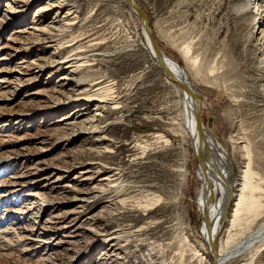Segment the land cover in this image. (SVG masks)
I'll return each mask as SVG.
<instances>
[{"label":"rangeland","instance_id":"rangeland-1","mask_svg":"<svg viewBox=\"0 0 264 264\" xmlns=\"http://www.w3.org/2000/svg\"><path fill=\"white\" fill-rule=\"evenodd\" d=\"M133 1L245 197L224 251L264 225V0ZM0 82V264H213L181 90L124 0H0ZM227 264H264V241Z\"/></svg>","mask_w":264,"mask_h":264},{"label":"bare ground","instance_id":"bare-ground-1","mask_svg":"<svg viewBox=\"0 0 264 264\" xmlns=\"http://www.w3.org/2000/svg\"><path fill=\"white\" fill-rule=\"evenodd\" d=\"M125 3L130 7V10L135 13L136 17L141 23L146 49L149 55L157 63L161 71L171 79V81L180 88L182 94V115L181 121L184 127V133L191 140V146L193 152L198 160L199 170L197 172V180L201 184V190L197 198V204L200 208V212L203 217L202 233L204 234L205 241L208 247V253L212 259L213 264H227L237 257L248 252L257 243L264 241V225L257 228L256 230L250 232L247 237L231 245L228 249L222 251L218 248V238L221 233L224 223L228 220V210L232 205V202L237 209L234 213V218L232 224H234L235 214L238 212L241 204L244 202V195L239 198L234 194L237 186L240 184L233 183L234 176L231 168L230 157L227 154L223 145L210 133L206 126L201 123L200 119V96L196 92L194 85L187 79L184 71L178 66V64L168 58L159 48L155 41L154 35L149 28L143 12L138 8L133 0H124ZM260 0H243L236 8L237 13L243 12L246 16L248 10L254 6L258 9L261 5ZM251 18V17H250ZM143 21L146 27L142 25ZM252 19L251 21H255ZM68 63V61L66 62ZM69 65V64H67ZM67 68H72L71 65ZM61 80H67V78L62 77ZM188 83L191 89L181 87V82ZM4 83V82H0ZM104 87H96L92 93L97 98H94L97 102V107L101 105L104 97L102 94L107 93ZM93 98V96H91ZM108 125V124H107ZM23 177L12 178L14 181L21 180ZM256 176L253 177L249 172H245L244 184L242 187L248 188L250 182L255 180ZM233 181V182H232ZM253 186V185H252ZM253 188V187H251ZM36 197L35 194H32ZM237 197V199H235ZM235 199V200H234ZM33 202V201H32ZM42 205V204H41ZM29 208L30 215L28 220H42L45 211L40 209V203L34 202ZM46 207V206H44ZM37 223V222H35ZM28 229L19 228L18 234H25ZM17 232V230H14ZM14 238L20 239L18 235H13ZM1 244V243H0ZM211 261V260H210Z\"/></svg>","mask_w":264,"mask_h":264},{"label":"water","instance_id":"water-1","mask_svg":"<svg viewBox=\"0 0 264 264\" xmlns=\"http://www.w3.org/2000/svg\"><path fill=\"white\" fill-rule=\"evenodd\" d=\"M141 22H142L143 27H144V26L146 27V24H144L142 20H141ZM180 86H181V87L184 86L185 88H188L189 90L191 89V86H190L188 83H185L184 81L181 82Z\"/></svg>","mask_w":264,"mask_h":264}]
</instances>
